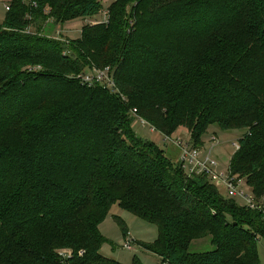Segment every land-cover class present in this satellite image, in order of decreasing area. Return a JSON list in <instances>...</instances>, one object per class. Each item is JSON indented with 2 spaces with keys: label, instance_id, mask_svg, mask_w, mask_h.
<instances>
[{
  "label": "trees",
  "instance_id": "obj_1",
  "mask_svg": "<svg viewBox=\"0 0 264 264\" xmlns=\"http://www.w3.org/2000/svg\"><path fill=\"white\" fill-rule=\"evenodd\" d=\"M33 1L0 24V264H123L102 254L117 204L158 227L141 246L162 264H261L264 213L137 138L131 111L196 146L210 125L244 131L231 173L263 198L264 0H113L67 42L39 22L94 18L102 0ZM97 67L117 88L75 77ZM206 237L214 250L190 252Z\"/></svg>",
  "mask_w": 264,
  "mask_h": 264
},
{
  "label": "rangeland",
  "instance_id": "obj_2",
  "mask_svg": "<svg viewBox=\"0 0 264 264\" xmlns=\"http://www.w3.org/2000/svg\"><path fill=\"white\" fill-rule=\"evenodd\" d=\"M113 0H102L103 8L94 18H78L76 20H70L66 23H55V19H50L39 22L42 27L41 30H45L49 33L50 37H56L59 32L63 34L65 39H77L81 36L82 27L85 24L91 23L96 24L98 22H104L105 14L103 11H108L110 3ZM11 0H0V24L3 23L6 16V5L11 4ZM35 17V16H34ZM36 18V17H35ZM109 21V19H108ZM108 23V22H104ZM35 30V26H34ZM136 119L134 118V121ZM134 133L137 138L140 140H150L160 146L166 156L172 161H178L179 148L171 142L165 140V136L161 132H153L148 125L142 124L140 121L134 122L132 125ZM179 129L173 133V137H185L188 135L187 131L180 132L181 129H186L184 127H178ZM187 130V129H186ZM244 131L241 130H231L225 131L220 129L217 125H210L208 131L203 135V138L199 142L198 146L202 150L204 149L205 153H210L215 159L219 161L220 170L225 172H231L232 160L237 153L236 144L239 143V138L242 137ZM190 134V133H189ZM236 143V144H235ZM238 177V176H237ZM239 178V177H238ZM242 180L239 181L240 184H243V187L249 190V185L246 182V177H242ZM215 184V183H214ZM219 188L221 194L224 197H229L227 188L221 184H215ZM240 205H244L242 199L234 197ZM117 215L122 218L125 222L128 231L131 233L134 238L132 250H129L122 246V242L125 240V236L122 233L121 225L118 220L115 218ZM101 233L105 236L106 241L102 246V254L111 256L114 259H117L118 262L123 264H132L133 259L136 257L143 264H162L160 258L149 250H145L141 245L147 243H154L159 239L160 231L158 227L149 222L137 217L134 213H130L122 209L118 204L113 206L111 212L103 221L100 226ZM258 243L259 257L261 258V264H264V237L260 236ZM215 246L211 243L209 237L196 239L191 243L190 252H199L204 253L206 251L214 250ZM65 251H60V253ZM62 258L63 255L60 254ZM110 258V257H109Z\"/></svg>",
  "mask_w": 264,
  "mask_h": 264
},
{
  "label": "built area",
  "instance_id": "obj_3",
  "mask_svg": "<svg viewBox=\"0 0 264 264\" xmlns=\"http://www.w3.org/2000/svg\"><path fill=\"white\" fill-rule=\"evenodd\" d=\"M26 4H28L31 8L37 9L38 3L33 0H22ZM10 9V4L6 5V11ZM105 14L104 22H108L109 14L108 11H103ZM26 17L29 18L30 21L33 20L31 13H27ZM24 32L27 33H35L32 24L29 25ZM42 33V32H41ZM63 34L61 32L54 38L61 39L62 41H66L68 39L63 38ZM67 54V52H65ZM41 65L39 66H30L29 71L38 72L41 70ZM82 84L87 85H102L109 87L111 89L117 88L116 87V75L113 68L104 67V68H92L89 71L83 72L75 76ZM132 115L135 116V122L140 121L144 125H148L152 131L156 132L154 126H152L144 117L142 118L137 109H133ZM165 136V140L171 143H174L179 148V156H178V164L180 168L189 176H207L213 183L224 185L227 188L228 194L230 198L236 197L242 199L244 201V205L246 207L256 209L264 213V197L257 198L256 195L253 193L251 188L249 190L243 187V184H240L241 177L238 175H232V173L225 172L220 170L219 161L211 156L210 153H205L204 149L197 147L191 140V136L185 137H173L172 136ZM236 144V143H235ZM238 150L240 148V144H236ZM239 178H238V177ZM134 238H131L130 232L125 237V240L122 242V246L132 250ZM65 252L60 253L64 257H69L71 252L68 250H63ZM166 264V263H165Z\"/></svg>",
  "mask_w": 264,
  "mask_h": 264
},
{
  "label": "crops",
  "instance_id": "obj_4",
  "mask_svg": "<svg viewBox=\"0 0 264 264\" xmlns=\"http://www.w3.org/2000/svg\"><path fill=\"white\" fill-rule=\"evenodd\" d=\"M183 131H187V134L190 135V134H189L190 131H189L188 129H187V130H186V129H181V130L179 131V133H180V132H183ZM153 132H154V131H153ZM130 235H131V233H130ZM131 237H132V235H131ZM102 253H103V252H102ZM108 257L113 258V257H111V256H109V255H108ZM113 259H114V258H113ZM115 260H117V259H115Z\"/></svg>",
  "mask_w": 264,
  "mask_h": 264
}]
</instances>
